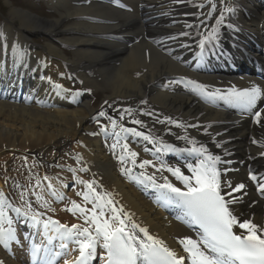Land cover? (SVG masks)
I'll list each match as a JSON object with an SVG mask.
<instances>
[{"label":"bare ground","instance_id":"obj_1","mask_svg":"<svg viewBox=\"0 0 264 264\" xmlns=\"http://www.w3.org/2000/svg\"><path fill=\"white\" fill-rule=\"evenodd\" d=\"M255 1L124 0L129 11L122 13L96 0H41L55 14L52 19L42 20L28 11L7 4L9 10L0 23V70L4 75L3 79L0 78V148L23 154L37 153L39 157L33 154L31 157L38 167L43 162L56 161L51 167L54 171L50 178L41 175L40 178L33 177V180H37L34 184H31L32 176H27L24 184L20 185L17 181L24 192L30 189L34 192L33 188L38 185L55 200L50 210L38 209L35 213H43L42 219L51 217L61 224L83 225L79 214L65 211L63 201L54 198L48 187L51 184L52 190L58 194L70 196V201L83 204L82 197L77 195V192L86 190L83 184L77 183L76 192L71 195L63 191L66 186L61 183L66 180L63 178L66 176L65 169L70 172L69 168H72L79 179L95 181L98 192L111 193L118 208L122 206L131 215L132 221L147 228L150 235L164 241L169 249L177 252L180 239H193L169 216L162 215L161 211H156L142 199L134 188V178L122 173V167L132 165L122 166L118 160L121 149L117 147L113 150L112 143L102 139L105 134L116 139L113 135L115 131L120 133L121 144L127 143L131 150L139 154L138 162L152 160L157 167L160 165L152 159L151 146L171 145L190 150L203 147L208 153L220 157L221 168H227V162L235 161L228 167L234 171L222 182L221 191L223 194L231 191L225 187V181H230L232 187L243 183L245 188L237 195H226L227 199L236 198L230 204L234 215L240 222L251 220L264 227V198H259L248 184L247 175L236 173L241 158L242 167L245 166L243 159L246 158L254 162L257 168L264 169V147H261L264 143V113L261 123L256 125L248 126V123L242 122L236 126L226 125L235 119L198 105L187 91L178 89L172 81L187 73L181 67L187 44L207 36L226 7L234 11L224 14L220 31L225 25L235 23L240 37L253 33L263 45L264 1ZM244 11L251 16L243 17ZM34 33L46 36L44 44L38 49L29 42ZM112 38L117 40L111 41ZM14 48L19 49L22 55L14 53ZM64 50L70 52V57L63 53ZM218 72H221V68H212L207 78L196 76L203 84L213 83L211 77ZM69 76L82 87L77 96L65 90ZM242 76H235V84H254ZM20 86L25 90L23 96L18 92ZM98 96H101L100 104L93 107L92 98ZM16 100L20 103L14 104ZM125 109H131V115ZM101 111L106 115L102 117L104 124L98 129L91 122L100 117L98 114ZM166 118L176 123H169ZM133 119L141 120L144 126L131 123ZM111 121H116L115 129ZM121 125L135 128L152 139L121 132ZM102 127L106 131H102ZM86 134L88 137H85ZM133 137L135 145L129 143ZM253 140L257 143H253ZM69 145L73 148L70 152L66 148ZM23 154L20 155L28 161ZM76 154L83 159L77 160ZM34 161L32 165L27 164L28 167L14 162V172H22L23 167L30 174L34 173ZM166 162L167 166L176 167L170 159ZM81 168L87 171H80ZM140 171L134 168L132 177ZM146 171L148 174L155 173L157 181L161 183V175L173 183L174 177L166 170L157 172L156 168L149 166ZM34 195L31 193L30 196ZM39 204L41 207L43 203ZM69 205L67 208L71 207V203ZM86 207L91 208L92 205ZM25 224L32 237H37L33 243L52 249L56 246L57 250L53 251L60 250L59 240L48 244L42 227L34 226L30 220ZM18 239L19 243H10L8 251L0 244V261L3 264H24L22 248L26 247V240L22 238L21 241V237ZM76 249L75 244L68 243L66 254L61 255L64 263L66 260L68 264L73 262L75 254H79ZM38 256H43L42 250ZM30 258L33 263L32 256Z\"/></svg>","mask_w":264,"mask_h":264},{"label":"snow or ice","instance_id":"obj_2","mask_svg":"<svg viewBox=\"0 0 264 264\" xmlns=\"http://www.w3.org/2000/svg\"><path fill=\"white\" fill-rule=\"evenodd\" d=\"M212 8L215 10V4L212 5ZM233 11V8L226 7L221 12L212 31L200 41L202 49L206 43L217 39L219 26L225 19L224 14ZM188 27H192V25H188ZM181 35H187V33H181ZM13 51L22 55L19 49L14 48ZM190 83L195 85L194 90L198 91V94L217 97L245 111L256 109L258 101L264 99V89L255 84L242 90L233 87L228 89L226 94H222L219 89L214 92L207 91L208 85L195 81H190ZM125 112L131 115L132 110L125 109ZM262 113H264V109L254 112V119L258 124L261 123ZM145 114L150 115L151 113ZM98 115L103 117L106 113L101 111ZM123 118L122 114L121 119ZM166 120L169 123H176L171 118H166ZM160 122L163 123V121ZM131 123L144 126L139 119H133ZM111 124L113 129L117 127L116 121H111ZM177 126L182 125L178 124ZM120 130L136 136H143L146 140L152 139L135 128H125L121 125ZM102 131H106V128L102 127ZM113 135L116 140L111 148L113 150L117 147L121 149V155L118 157L119 162L122 166L129 163L132 165V167H122V173L140 182H148L151 187L160 192L162 200L183 210L184 215L189 219L190 226H198L201 230L198 240L190 237L179 240L184 252L187 253L190 264H264V227L251 220L240 222L230 210L229 205L235 202L236 198L226 199L225 196L231 197L233 192H240L245 188V185L240 183L232 187L230 181H225V187L231 191L222 194V174L217 168L220 157L206 154L207 150L203 147L194 148L193 151L205 155L195 166L188 164L186 167L191 175H185L180 167H169L163 163L157 167L152 160L148 159L138 162L139 154L131 150L127 143H120V133L114 131ZM190 142L194 143V141ZM253 143H257V141L253 140ZM165 147L171 148L170 145H165ZM261 147H264V143L261 144ZM76 159L82 160L83 157L76 154ZM149 166L156 168L157 172L166 170L171 173L176 180L183 184V189L177 187L163 175L160 177L163 182H158L155 173H147L146 169ZM134 168H139L141 171L132 177ZM69 171L75 172L76 170L69 168ZM80 171H87V169L81 168ZM75 179L86 189L83 192H77V195L82 197L83 204L70 201L71 207L64 210L73 215L79 214V217L84 221L83 225L72 224L69 226L61 224L51 217L42 219L43 213H33L29 216L28 212L21 213L19 208L13 209L16 213L28 218L34 226L42 227L49 245L54 240L60 241L59 251H53L51 247H42L33 243L31 249L33 264H56L58 258L67 251L68 243L75 244L76 250L79 252L73 264H92L98 258V248L104 250V255L99 257L102 264H185L184 256L178 257L175 251L165 245L164 241L150 235L147 228L132 221L131 215L122 206L118 208L117 202L111 198V193L98 192L95 181H84L78 177ZM251 179L255 181L257 178L251 176ZM48 187L51 190L50 194L58 201L65 199L62 194L52 190L51 184ZM259 188L264 190V184L259 185ZM37 199L43 201V207L51 208V205L44 201L43 196L37 195ZM7 204V200L0 193V244L5 248H8L13 241L19 243L16 231L12 227L13 221L4 211V206ZM88 204H91L92 207H86ZM28 207L31 209V205ZM5 223L8 227L4 226ZM234 226L245 231L237 234L233 230ZM140 233L143 235H139ZM41 250L43 256H38ZM0 264L3 262L0 261ZM65 264H68L67 260Z\"/></svg>","mask_w":264,"mask_h":264},{"label":"rangeland","instance_id":"obj_3","mask_svg":"<svg viewBox=\"0 0 264 264\" xmlns=\"http://www.w3.org/2000/svg\"><path fill=\"white\" fill-rule=\"evenodd\" d=\"M19 1L20 0H0V23H1V21H3V17H5L7 15V12L9 10L7 7V4L10 2L13 5V6L9 5L10 7L12 6V7L22 9V10L28 9L26 11L30 12L34 16L41 18V20L42 19H52L55 17L54 13L49 12L48 9L44 8V6L43 7L41 6L42 3L40 0H22L21 1L22 3L18 4L17 2H19ZM44 40H46V36L44 34H40V33L31 34V37L29 38V42L31 44L33 43V45L36 48L43 45L45 42ZM63 53L67 57H70V52H68L67 50H64ZM70 83H71L70 84L71 88H73L77 91L80 90V87L77 83H75V82H70ZM96 101H97L96 104L98 105L100 100L99 101L96 100ZM66 148L69 149L68 150L69 152L71 150H73L71 145H69ZM20 154H23V153L20 151H10V150H7L3 147L0 148V193L3 194V197L8 202V204L4 206V211L7 213L8 218L11 215L10 211L15 209V208L21 209V213L28 212L29 215L32 213V211H35L38 209L40 211L44 210V209L46 211L50 210L49 208H46L43 206L40 207V205H38V202L40 200L37 199V195L43 196L44 201H47V202L53 201V198H50L49 195H47V192L45 193V190H43L42 188H41V191H39L40 190L39 187H35L33 189L34 192H32L31 189H30L31 192H30V190L26 191V192L23 191V189L20 185L22 183L23 184L25 183V176L24 175H26V174H24L23 170H22V172L21 171L20 172H14L16 169L13 165L14 162H17L19 164V162L24 161V159L22 158V156H20ZM31 154L32 153H25L26 158L30 159ZM57 154H58V152H56V155ZM28 162L31 163V160H28ZM54 162H56V161L53 159L49 162L51 164H49L47 162H43L39 166V168H38V166H36V171L34 174L37 176V173H39L40 167H41L45 171L46 175L49 174V178H50L52 171H54L53 170L54 168H51V167H53ZM67 175L70 177L69 174H66V176ZM68 176H67L66 182L68 181ZM17 181L20 182V185L17 184ZM36 181L37 180H33L31 184H34V182L36 183ZM72 189H73V187L69 188V190H71V191H72ZM31 193L35 194L36 196H30ZM41 203H42V201H41ZM68 203H69V200L66 199L65 200V206L66 207H69ZM28 205H31V209H29ZM50 216H54V215L51 214ZM5 225H6V223H5ZM30 233L31 232H21V235L24 236V238L27 241V238L31 237V235H32V233L31 234ZM23 257H25V254H23Z\"/></svg>","mask_w":264,"mask_h":264}]
</instances>
